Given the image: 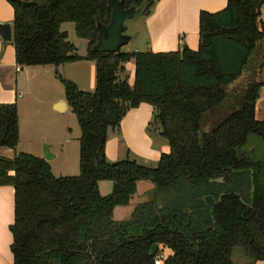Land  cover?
<instances>
[{"label": "trees", "instance_id": "16d2710c", "mask_svg": "<svg viewBox=\"0 0 264 264\" xmlns=\"http://www.w3.org/2000/svg\"><path fill=\"white\" fill-rule=\"evenodd\" d=\"M7 1L20 67L95 63L91 92L60 78L81 132L76 175L54 176L30 153L0 156V186L14 188L13 264H156L154 243L171 251L161 264H234L235 248L264 260V121L255 118L262 82L238 86L264 40V0H227L220 11H201L195 50L113 53L91 51L96 23L110 20L106 0ZM155 1L125 0L126 7L145 3L142 14ZM64 23L86 40L85 54L76 52ZM131 59L129 84L122 74ZM140 103L152 106L150 124L168 151L153 167L109 162L108 132ZM18 139L17 106L1 103L0 147L14 149ZM101 180L113 183L108 195L100 194ZM139 180L152 183L153 198L114 220L113 209L130 202Z\"/></svg>", "mask_w": 264, "mask_h": 264}, {"label": "crops", "instance_id": "0c3cea01", "mask_svg": "<svg viewBox=\"0 0 264 264\" xmlns=\"http://www.w3.org/2000/svg\"><path fill=\"white\" fill-rule=\"evenodd\" d=\"M226 3L227 0H156L150 7L148 14L141 15L142 26L139 28L141 32L134 30V32L131 33L133 38L140 34L144 37V50H139L135 47L132 51L151 50L153 52H170L181 50L183 47L195 50L198 46L199 13L201 11L211 13L220 11L226 6ZM260 18L264 24V5L260 10ZM12 19L13 9L10 3L7 0H0V23L10 24L11 35ZM79 61L91 64L92 68L95 70L94 61ZM17 65L12 41L3 44L0 38V104L15 103L17 106L19 139L16 147H18L22 141L24 115L31 112L29 103L23 99L22 91L24 86L21 80H23V77L30 78L34 73V66L29 67V70L25 71L23 74L22 72L25 66H21L19 70H16ZM256 76L257 81L262 82V84L257 91L258 97L255 102V118L259 121H264V67L260 69V74ZM74 82L76 84L78 83L77 81ZM91 85L94 90L95 79ZM92 86L85 89L92 91ZM59 103H63L62 109L60 110L58 109ZM52 104L58 111H65L68 109V104L64 97L53 100ZM152 117V106L147 103H140L137 107L129 109L121 119L119 128L108 132L105 145L106 159L109 162L119 160V146H122L126 155L133 154L141 162H153L156 164L160 154L168 151V144L167 141L158 134V131V137L155 138L149 132L148 127ZM45 143L48 145L50 153H52L51 145L48 144L47 141H45ZM0 149L4 150L0 152V156L7 158L13 157L8 148L0 147ZM30 151L29 153L43 158V149L41 150L40 145L38 149L34 148V151ZM16 152H23V150ZM53 155L51 159L46 160L48 163L56 157L55 153ZM112 186L113 183L109 180H101L98 182L101 195H108L112 190ZM151 189V182L148 180H139L136 185V193L133 195L130 202L125 206H116L113 209V218L116 216L115 220L118 221L128 218L133 207L138 202L144 201L146 199L144 198L146 192ZM13 220L14 188L11 185H2L0 186V264H13V257L10 249L12 243L10 226ZM158 248V254H161L164 258L171 254V251L167 247L158 246ZM233 262L234 264H264V260L251 263L244 257H239L236 261L233 260Z\"/></svg>", "mask_w": 264, "mask_h": 264}, {"label": "rangeland", "instance_id": "374dc122", "mask_svg": "<svg viewBox=\"0 0 264 264\" xmlns=\"http://www.w3.org/2000/svg\"><path fill=\"white\" fill-rule=\"evenodd\" d=\"M141 15L125 24L126 33L131 34L134 30L141 32V29H139L142 26ZM62 29L68 33V40L75 45L76 52L78 54H85L87 42L75 36L73 23L62 24ZM143 42L144 37L140 34L134 37L129 43L123 45L120 51H132L135 47L139 50H144ZM254 56L256 62L253 66L254 69L245 70L238 82L239 87L243 86L245 79L246 81L250 78L257 80V76L254 75L253 71L258 70L259 64L264 62V40L258 42ZM125 68V72L122 75H126L128 83L132 84L134 71L133 60L127 62ZM33 69L34 73L30 78L23 77V80H21L24 86L22 91L23 99L29 103L31 112L24 115L23 136L20 145L14 149L8 150L11 155L16 154V151L20 150L29 153L31 152L30 150L34 151V148L38 149L39 145L42 150L45 141H47L48 144L51 145V152L56 154V157L49 161L53 175L57 177L76 175L79 170L78 140L81 132L71 108L68 106L67 110L58 111L52 103L53 100L64 97L63 84L60 78L72 82L77 81L78 86H80L79 88L87 90L85 88H90V86H92L91 84L94 82L95 70L92 68L91 64H86V62L81 61L60 65H36ZM27 70H29V67H24L22 73L24 74ZM91 90L93 91V86ZM148 130L154 138L158 137L155 125L149 124ZM2 151L4 150L0 149V152ZM119 151L120 159L135 160L141 165L150 167L155 166L153 162H141L133 154L126 155L122 146H119ZM153 192V189L147 191L144 197L146 198L145 200L153 198ZM115 218L116 216L113 219L115 220ZM232 257L235 261L239 257L247 259L241 248H235ZM248 261L254 263V261L249 259Z\"/></svg>", "mask_w": 264, "mask_h": 264}, {"label": "water", "instance_id": "95a60500", "mask_svg": "<svg viewBox=\"0 0 264 264\" xmlns=\"http://www.w3.org/2000/svg\"><path fill=\"white\" fill-rule=\"evenodd\" d=\"M110 8V20L107 24L99 21L96 23V41L91 48L92 52L113 53L118 51L123 45L129 43L133 35L125 32V24L141 15L145 9V3L126 7L125 0H106ZM0 38L4 43L12 41L11 27L9 23H0ZM63 103H59L58 109H62ZM61 107V108H60ZM54 155L50 153L48 145L43 146V158L49 160ZM158 244H152L150 256H154Z\"/></svg>", "mask_w": 264, "mask_h": 264}, {"label": "built area", "instance_id": "2783aa9c", "mask_svg": "<svg viewBox=\"0 0 264 264\" xmlns=\"http://www.w3.org/2000/svg\"><path fill=\"white\" fill-rule=\"evenodd\" d=\"M19 69H20V66L17 65L16 70H19ZM163 259H164V257L161 254H156L154 261L156 264H161Z\"/></svg>", "mask_w": 264, "mask_h": 264}]
</instances>
